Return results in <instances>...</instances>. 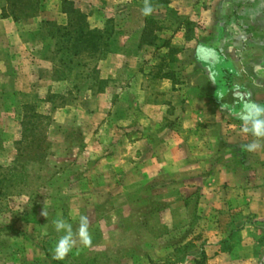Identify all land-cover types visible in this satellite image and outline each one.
<instances>
[{"label":"crops","instance_id":"0c3cea01","mask_svg":"<svg viewBox=\"0 0 264 264\" xmlns=\"http://www.w3.org/2000/svg\"><path fill=\"white\" fill-rule=\"evenodd\" d=\"M62 1L41 0L37 17L16 23L3 17L6 0H0V97L6 102L37 105L38 97L56 83L48 49L52 42L44 37L42 22L65 23ZM72 1L98 22L101 15L117 19L137 3L143 14L149 4ZM174 11L177 21L158 33L155 46L142 44L146 20L156 19L143 14V26L118 44L122 51L95 65L98 77H86L92 96L76 111L90 114L85 123L92 133L84 135L81 156L93 159L100 190L106 177L116 184L119 175L134 176L135 183L143 184L187 174L188 185L201 186L208 203L218 191L227 198L231 216L264 223V149L247 151L255 138L242 133L238 115L248 100L264 104V0H173L169 9L156 13L170 21ZM172 51L177 53L171 63ZM213 51L215 62L207 59ZM110 92L115 96L103 101ZM70 110L75 111L61 112L70 116ZM106 128L110 135L104 134ZM240 234L236 246L217 247L207 264H264L256 231Z\"/></svg>","mask_w":264,"mask_h":264},{"label":"rangeland","instance_id":"374dc122","mask_svg":"<svg viewBox=\"0 0 264 264\" xmlns=\"http://www.w3.org/2000/svg\"><path fill=\"white\" fill-rule=\"evenodd\" d=\"M121 2L118 4L126 0ZM138 4L113 19L118 44L144 24ZM157 7L152 8L150 17L162 20L163 28L177 21L178 12L165 21L156 13ZM106 18L101 15L97 17L99 22L89 21L95 27L105 23ZM49 46L51 59L55 48ZM117 51H122L120 45ZM174 58L176 54L169 53V62ZM97 63L75 70L67 81L56 82L59 84L38 97L39 112L51 118L45 128V146L49 150L31 152L32 156L45 154L43 160L30 161L34 157H28V152L26 157H19L23 106L0 97V167L4 168L0 171V179L4 180L0 185V264H207L217 247L230 250L236 246L242 230L256 231L261 252L264 223L243 222L242 217L231 216L227 198L218 191L214 201L208 203L201 186L188 185L187 174L178 175L175 181L169 175L143 184L138 180L135 183L134 176L119 175L116 184H110L112 180L106 177L100 180L103 189L98 188L93 159L81 156L84 135L92 133L85 123L91 116L86 111L79 115L76 111L92 96L87 91L86 77L92 75ZM115 94H106L103 101ZM66 108L75 111L70 110V116L63 115L61 111ZM58 121L62 123L60 128L56 126ZM104 134L110 135V129L106 128ZM12 168L17 172H7ZM81 215L89 220L91 246L84 247L74 237L72 251L63 260L55 259V246L64 233L56 232L53 221L62 218L77 233Z\"/></svg>","mask_w":264,"mask_h":264},{"label":"trees","instance_id":"16d2710c","mask_svg":"<svg viewBox=\"0 0 264 264\" xmlns=\"http://www.w3.org/2000/svg\"><path fill=\"white\" fill-rule=\"evenodd\" d=\"M173 0H149V5L161 9H169ZM62 14L65 15L64 24L57 22H42L45 29L44 37L54 45V53L51 61L53 63V77L55 82L67 81L68 77L79 68L87 69L94 62L101 61L108 54L118 50L117 30L114 20H107L103 28H95L90 23V17L83 13L72 0L62 1ZM41 0H6V7L3 9L4 18H13L16 23H21L35 18L40 14ZM159 21L148 18L146 29L142 37V44L155 46L159 39L158 33L163 27ZM191 26L189 22H185ZM50 47V46H49ZM50 49V48H49ZM176 54L177 51H172ZM87 78L95 77L98 74L97 66L90 72ZM50 101V100H49ZM51 121L50 116L41 114L38 106L26 105L23 108L21 122V140L18 142V149L21 157H26L28 152L30 161L43 160L45 154L38 156V151L46 153L49 147L45 146L46 130ZM47 145V144H46ZM34 151V156L32 152ZM41 162V161H39ZM4 168L0 167V171ZM15 173L17 168L9 169L7 172ZM1 177V176H0ZM7 177V176H5ZM7 180H9L7 178ZM4 181V180H3ZM3 181L0 179V185ZM202 260H206L205 253H202ZM205 264V263H200Z\"/></svg>","mask_w":264,"mask_h":264},{"label":"clouds","instance_id":"9594fccd","mask_svg":"<svg viewBox=\"0 0 264 264\" xmlns=\"http://www.w3.org/2000/svg\"><path fill=\"white\" fill-rule=\"evenodd\" d=\"M152 11V7L146 2L143 8V14L148 16ZM203 52L204 49H201V54ZM207 59L215 62L217 59L215 52H211ZM238 115L243 125L241 128L242 133L250 134L255 138L252 143L245 146L247 151L256 152L264 149V104L248 100L242 105V109ZM53 224L56 232L64 233L55 246V259L63 260L72 251L76 243L74 237H78L84 247L91 246L92 237L89 231V220L87 216H80L77 233H74L72 225L62 218L53 221Z\"/></svg>","mask_w":264,"mask_h":264}]
</instances>
